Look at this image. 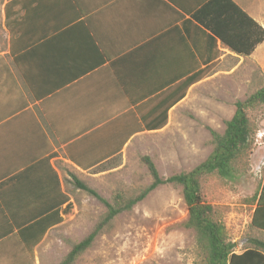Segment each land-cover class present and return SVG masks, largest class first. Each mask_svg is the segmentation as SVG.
I'll use <instances>...</instances> for the list:
<instances>
[{
  "label": "crops",
  "instance_id": "1",
  "mask_svg": "<svg viewBox=\"0 0 264 264\" xmlns=\"http://www.w3.org/2000/svg\"><path fill=\"white\" fill-rule=\"evenodd\" d=\"M233 1L264 28L257 0ZM3 10L17 32L0 51V264H37L42 242L33 258L19 233L66 207L65 177L163 131L223 53L239 56L170 0H6Z\"/></svg>",
  "mask_w": 264,
  "mask_h": 264
},
{
  "label": "rangeland",
  "instance_id": "2",
  "mask_svg": "<svg viewBox=\"0 0 264 264\" xmlns=\"http://www.w3.org/2000/svg\"><path fill=\"white\" fill-rule=\"evenodd\" d=\"M5 2L0 0L1 52L7 49L9 40ZM262 2L257 0L255 16L264 25V12H259ZM222 55L174 111L163 131L135 139L122 156L107 165L116 164L114 169L102 173L100 167L76 177L112 202L116 194L132 197L152 183L144 157L154 162L164 179L202 164L213 150L209 130L223 134L225 123L236 112V103L264 88V46L254 57L226 52ZM248 116L254 130L252 150L239 165L237 181L211 176L202 182L205 201L215 208L216 219L225 225L237 253L247 247L248 238L264 239L251 227L255 206L250 202L264 183V104L248 111ZM65 181L73 208L61 225L48 232L38 248L37 264H60L107 212L99 200L78 189L70 177ZM187 220L182 189L162 185L130 212L119 215L75 264H203L196 234L184 226Z\"/></svg>",
  "mask_w": 264,
  "mask_h": 264
},
{
  "label": "trees",
  "instance_id": "3",
  "mask_svg": "<svg viewBox=\"0 0 264 264\" xmlns=\"http://www.w3.org/2000/svg\"><path fill=\"white\" fill-rule=\"evenodd\" d=\"M170 1L239 57H250L258 46L264 43V28L233 0H196L190 4L187 1ZM7 7L8 5L6 10ZM11 20L6 11L5 28L12 41L17 28L14 26L15 20ZM263 104L264 88L245 101L237 102L236 112L233 118L225 123L224 133L209 130L213 146L210 156L190 172L164 179L154 162L149 157H144L143 163L150 172L152 183L135 196L125 197L116 194L113 201L109 202L96 190L72 175L75 186L99 200L106 207L107 212L94 230L83 241L72 247L71 252L60 264H75L119 215L130 212L151 192L167 184L182 189L188 210V220L184 226L195 232L198 249L204 256L203 264H264V239L248 238L247 247L242 253H237L236 243L229 240L225 225L217 220L215 208L205 201L202 193V182L208 177L217 176L229 182L237 181L241 174L239 165L249 157L252 150L254 130L251 127L248 111ZM109 162L100 166L102 172L108 167ZM70 199L65 195L64 203L67 205L63 210L57 209L20 231L21 244L33 258L35 248L43 242L48 232L61 225L64 216L70 214L73 208ZM250 202L255 206L251 227L264 236V183Z\"/></svg>",
  "mask_w": 264,
  "mask_h": 264
}]
</instances>
